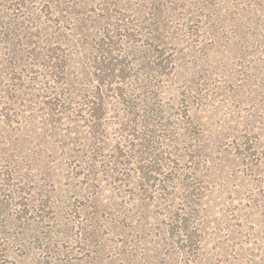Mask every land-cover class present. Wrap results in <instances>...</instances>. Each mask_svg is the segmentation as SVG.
Returning a JSON list of instances; mask_svg holds the SVG:
<instances>
[{
  "label": "rangeland",
  "instance_id": "1",
  "mask_svg": "<svg viewBox=\"0 0 264 264\" xmlns=\"http://www.w3.org/2000/svg\"><path fill=\"white\" fill-rule=\"evenodd\" d=\"M0 22V264H264V0Z\"/></svg>",
  "mask_w": 264,
  "mask_h": 264
},
{
  "label": "trees",
  "instance_id": "2",
  "mask_svg": "<svg viewBox=\"0 0 264 264\" xmlns=\"http://www.w3.org/2000/svg\"><path fill=\"white\" fill-rule=\"evenodd\" d=\"M2 28V26H1V22H0V29Z\"/></svg>",
  "mask_w": 264,
  "mask_h": 264
}]
</instances>
